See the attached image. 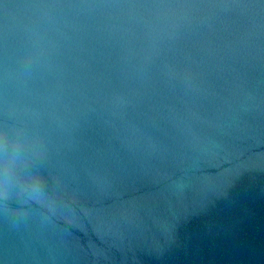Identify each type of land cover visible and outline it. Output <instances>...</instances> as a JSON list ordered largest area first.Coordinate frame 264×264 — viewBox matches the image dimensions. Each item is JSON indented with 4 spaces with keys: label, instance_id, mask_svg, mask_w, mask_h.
<instances>
[{
    "label": "water",
    "instance_id": "1",
    "mask_svg": "<svg viewBox=\"0 0 264 264\" xmlns=\"http://www.w3.org/2000/svg\"><path fill=\"white\" fill-rule=\"evenodd\" d=\"M0 264H264V0H0Z\"/></svg>",
    "mask_w": 264,
    "mask_h": 264
}]
</instances>
